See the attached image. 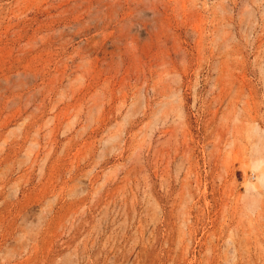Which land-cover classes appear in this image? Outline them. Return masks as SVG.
Here are the masks:
<instances>
[{
    "label": "rangeland",
    "instance_id": "rangeland-1",
    "mask_svg": "<svg viewBox=\"0 0 264 264\" xmlns=\"http://www.w3.org/2000/svg\"><path fill=\"white\" fill-rule=\"evenodd\" d=\"M260 143L264 0H0V264H264Z\"/></svg>",
    "mask_w": 264,
    "mask_h": 264
},
{
    "label": "bare ground",
    "instance_id": "bare-ground-1",
    "mask_svg": "<svg viewBox=\"0 0 264 264\" xmlns=\"http://www.w3.org/2000/svg\"><path fill=\"white\" fill-rule=\"evenodd\" d=\"M262 147H264V143H260V148H259V152H261ZM261 154V153H260Z\"/></svg>",
    "mask_w": 264,
    "mask_h": 264
}]
</instances>
